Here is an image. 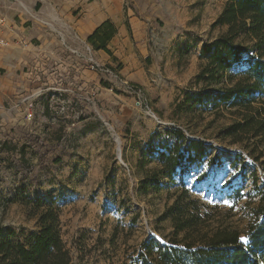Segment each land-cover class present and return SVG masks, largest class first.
Instances as JSON below:
<instances>
[{
    "label": "rangeland",
    "instance_id": "obj_1",
    "mask_svg": "<svg viewBox=\"0 0 264 264\" xmlns=\"http://www.w3.org/2000/svg\"><path fill=\"white\" fill-rule=\"evenodd\" d=\"M225 1L154 0L155 12L142 10L141 39L136 35L133 50L125 49L116 66L100 64L86 44L89 77L83 84L68 82L52 113L42 111L41 102L30 122L5 113L0 243H25L39 229L40 214L50 209L70 264H129L142 241L154 237L169 244L174 238L170 219L159 218L182 185L198 201L204 226L235 228L246 242L264 184V127L256 136L235 138L223 130L245 115L264 124V103L251 105L260 114L215 104L217 91L243 77V63L219 74L215 83L198 78L208 63L200 56L202 45L226 31V25H213ZM138 3L143 8L148 2ZM89 58L112 73L94 70ZM189 140L206 151L184 167ZM161 152L176 156L177 173L173 180L161 176L159 189L143 191L140 181L161 167Z\"/></svg>",
    "mask_w": 264,
    "mask_h": 264
},
{
    "label": "trees",
    "instance_id": "obj_2",
    "mask_svg": "<svg viewBox=\"0 0 264 264\" xmlns=\"http://www.w3.org/2000/svg\"><path fill=\"white\" fill-rule=\"evenodd\" d=\"M213 25H226L227 28L202 45L200 56L205 57L208 63L198 78L206 77L205 80L215 83L219 74L234 64L243 63V77L232 86L217 91L215 104H223L226 108L255 109L260 114L251 105L260 99L264 103V0H226ZM115 33L114 24L105 20L87 37V43L94 50H102L112 56L107 45ZM104 85L107 84L104 82ZM263 127L262 120L245 115L243 121L227 126L223 132L224 136L233 138L250 132L256 136ZM170 133L177 139L184 138L180 131L172 130ZM186 149L184 167L201 159L206 151L202 143L195 140H189ZM158 158L161 167L140 181L143 191L150 187L159 189L161 176L173 180L177 173L179 162L172 152H161ZM261 165L264 172V160ZM180 171L183 172V168ZM259 191L260 198L253 208L244 242L235 228L209 229L204 226L205 219L198 201L192 199L182 185L159 218L170 219L174 238L169 244H161L154 237L142 241L129 264H264V184ZM39 222V229L32 231L25 243L9 240L0 243V264H70L68 250L60 238L57 214L46 209L40 214Z\"/></svg>",
    "mask_w": 264,
    "mask_h": 264
},
{
    "label": "crops",
    "instance_id": "obj_3",
    "mask_svg": "<svg viewBox=\"0 0 264 264\" xmlns=\"http://www.w3.org/2000/svg\"><path fill=\"white\" fill-rule=\"evenodd\" d=\"M126 1L132 7H125ZM146 1L141 8L138 0H1L0 121L7 112L30 122L40 102L42 111L52 113L68 82L83 84L90 72L87 37L105 20L116 28L107 45L112 56L94 49L93 56L102 65L116 66L125 49L133 50L136 35L141 39L144 33L142 10H157L154 0Z\"/></svg>",
    "mask_w": 264,
    "mask_h": 264
},
{
    "label": "built area",
    "instance_id": "obj_4",
    "mask_svg": "<svg viewBox=\"0 0 264 264\" xmlns=\"http://www.w3.org/2000/svg\"><path fill=\"white\" fill-rule=\"evenodd\" d=\"M0 2H1V0H0ZM4 23H5V18H4V14L1 11V5H0V26H2ZM89 60H90V64H91L90 67L93 68L94 70L100 71V72H103V73H105V72L106 73H110V74L112 73L109 68L99 66L97 64V62L93 58H89ZM132 87H134V86L132 85ZM63 110H64V106L61 105L59 107V111L58 112H61Z\"/></svg>",
    "mask_w": 264,
    "mask_h": 264
},
{
    "label": "snow or ice",
    "instance_id": "obj_5",
    "mask_svg": "<svg viewBox=\"0 0 264 264\" xmlns=\"http://www.w3.org/2000/svg\"><path fill=\"white\" fill-rule=\"evenodd\" d=\"M225 203H228L227 201ZM243 239V238H242Z\"/></svg>",
    "mask_w": 264,
    "mask_h": 264
},
{
    "label": "water",
    "instance_id": "obj_6",
    "mask_svg": "<svg viewBox=\"0 0 264 264\" xmlns=\"http://www.w3.org/2000/svg\"><path fill=\"white\" fill-rule=\"evenodd\" d=\"M119 159H120V154H119Z\"/></svg>",
    "mask_w": 264,
    "mask_h": 264
}]
</instances>
